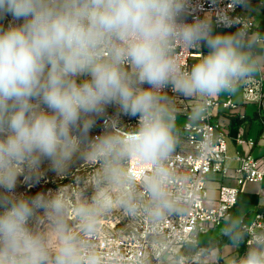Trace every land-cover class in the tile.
<instances>
[{"label":"clouds","instance_id":"obj_1","mask_svg":"<svg viewBox=\"0 0 264 264\" xmlns=\"http://www.w3.org/2000/svg\"><path fill=\"white\" fill-rule=\"evenodd\" d=\"M209 0H0V264H84L83 244L65 222V203L43 193L16 194L23 165L37 170L71 160L88 140L97 120L115 108L137 121L130 134H104L89 142L90 155L106 164L115 184L135 174L121 161L145 166L143 185L151 199L147 211L159 218L173 208L171 177L165 161L173 152V115L162 104L165 89L185 97H215L233 91L256 63L243 50V31L234 18ZM232 9L247 0H230ZM208 51L181 72L172 46ZM194 110L193 117L200 115ZM120 121H110L118 127ZM38 183V179L33 177ZM111 195L98 189L94 205L76 211L81 232L92 233ZM130 211L135 209L127 201ZM48 234L33 226L39 214ZM235 225L224 229L233 236ZM53 238L55 243L52 242ZM235 239H240L237 234ZM86 264H100L95 253ZM240 264H264V253L250 250Z\"/></svg>","mask_w":264,"mask_h":264},{"label":"built area","instance_id":"obj_2","mask_svg":"<svg viewBox=\"0 0 264 264\" xmlns=\"http://www.w3.org/2000/svg\"><path fill=\"white\" fill-rule=\"evenodd\" d=\"M259 1L264 6V0ZM199 3L207 8L209 0H199ZM216 7L234 18V27L231 28L243 31L245 39L253 29L254 22L245 17L243 7L232 9L230 0H219ZM214 27L225 28L219 25ZM202 55V45L194 49H186L178 43L172 46V56L181 72L189 71ZM262 83L261 77L248 75L240 78L235 85L244 89L246 99L258 100ZM165 94L174 95L175 92L165 89L162 95ZM199 99L200 115L194 118L188 113L182 125L183 138L189 150L172 152L165 161L171 173L167 190L173 203L172 210L165 211L159 218L147 211L151 207V199L144 188L142 174L150 172L145 173V166L134 159H127L125 171L133 172L135 179L131 183H123L118 200L120 210L117 213L110 211L100 224H95L92 233L78 234L83 244L84 264L90 252L99 257L100 264H147L150 257L159 261L165 254H173L191 241L199 229H204L206 225L217 226L230 217L238 203L240 187L222 185L216 206L206 205L204 197L208 175L220 169L227 158L226 131L213 121L212 108L217 105L236 108L237 104L230 94L226 101H220L216 96ZM171 113L175 122L177 114ZM114 119L120 121L118 127L114 128L120 134H130L138 127L135 119L124 118L107 110L105 119L101 121L102 131L113 128L110 121ZM239 142L243 143L244 140L240 139ZM250 142L253 143L252 140ZM237 158L240 162L237 168L241 175L240 185L262 180L264 170L257 158L239 152ZM125 201L135 210L130 211ZM121 224H125V230L117 233L116 229ZM241 229L248 246L264 243V193L255 219L244 221ZM178 260L180 264L185 263L182 257Z\"/></svg>","mask_w":264,"mask_h":264},{"label":"crops","instance_id":"obj_3","mask_svg":"<svg viewBox=\"0 0 264 264\" xmlns=\"http://www.w3.org/2000/svg\"><path fill=\"white\" fill-rule=\"evenodd\" d=\"M245 17L254 22L253 29L243 39V50L252 57L256 63L253 76L263 80L258 100L246 99L244 89L235 85L230 93H222L216 97L220 101H226L230 94L237 104L236 108H225L217 105L212 108L213 121L226 131L227 158L220 169L208 175L205 185V204L216 206L220 196L222 185L240 187L237 205L232 209L228 219L219 225L196 231L192 240L185 243L173 254H165L159 261L153 264H180L179 258L185 260L183 264H239L246 255L250 246L246 243V237L242 231L244 221L251 222L255 219L262 202L264 193V177L260 182H245L240 185V174L237 172L239 160L238 152L243 155H252L257 158L264 170V6L259 0H247L243 7ZM216 32H236L235 28H216ZM208 51L202 44V52ZM162 104L166 105L171 112H176L177 118L173 122V134L175 136V151H188L186 141L183 138V123L187 120L188 113L193 116L194 110L199 107L200 96L185 97L179 93L163 95ZM201 113V112H200ZM244 142L240 143L239 140ZM253 141V143L250 142ZM235 225L233 236L224 234V229ZM240 239H235L236 235Z\"/></svg>","mask_w":264,"mask_h":264},{"label":"rangeland","instance_id":"obj_4","mask_svg":"<svg viewBox=\"0 0 264 264\" xmlns=\"http://www.w3.org/2000/svg\"><path fill=\"white\" fill-rule=\"evenodd\" d=\"M9 23L19 22L14 21L11 15L0 19V25L4 27H7ZM108 110L115 115H119L115 108H109ZM101 121L102 119L97 120L95 128L88 135V140L79 145L78 150L68 162L53 168L49 162L45 161L37 170H28L21 165L18 173L16 194L31 195L43 193L49 199H62L65 203V222L77 237L81 232V220L76 210L82 206H93L98 189L107 191L111 195L113 203L111 210L98 212L96 224H100L110 211L117 213L121 208L118 200L123 190V184L113 183L106 171L105 162L90 155L89 142L94 140L96 135L102 136L106 133L120 134L114 128H107L102 131ZM120 166L125 170L126 160L121 161ZM33 177L38 179L39 182L36 183ZM33 226L45 234L49 232L47 222L43 220L42 213L33 221ZM124 230L125 224H121L116 229V232L120 233ZM52 242H56L54 238ZM250 250L264 253V243L250 246L246 254ZM147 264H153L151 257L148 259Z\"/></svg>","mask_w":264,"mask_h":264}]
</instances>
